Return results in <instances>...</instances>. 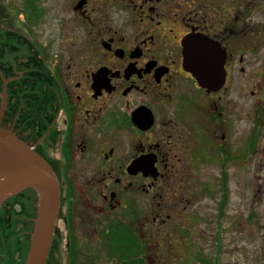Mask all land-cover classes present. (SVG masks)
Listing matches in <instances>:
<instances>
[{
  "label": "flooded vegetation",
  "instance_id": "af4514ba",
  "mask_svg": "<svg viewBox=\"0 0 264 264\" xmlns=\"http://www.w3.org/2000/svg\"><path fill=\"white\" fill-rule=\"evenodd\" d=\"M189 37L211 47L199 59L222 64L219 87L185 69ZM0 126L58 182L46 264L97 244L116 264L155 261L153 247L168 264H217L194 242L201 184L218 170L205 194L221 183L222 235L240 179L248 227L250 162L264 167V0H0ZM38 201L24 189L0 204V264L25 263Z\"/></svg>",
  "mask_w": 264,
  "mask_h": 264
},
{
  "label": "water",
  "instance_id": "95a60500",
  "mask_svg": "<svg viewBox=\"0 0 264 264\" xmlns=\"http://www.w3.org/2000/svg\"><path fill=\"white\" fill-rule=\"evenodd\" d=\"M199 47L201 49H199ZM211 50L189 37L183 43L184 67L208 90L219 87L224 78L222 64L211 68L209 59L198 56ZM38 194L37 219L25 264H46L60 205L58 182L49 165L32 148L0 126V204L24 189Z\"/></svg>",
  "mask_w": 264,
  "mask_h": 264
},
{
  "label": "rangeland",
  "instance_id": "374dc122",
  "mask_svg": "<svg viewBox=\"0 0 264 264\" xmlns=\"http://www.w3.org/2000/svg\"><path fill=\"white\" fill-rule=\"evenodd\" d=\"M254 165V166H253ZM212 169V168H211ZM214 176L208 170L207 174L203 175L206 182L201 184V200L200 204L203 203L202 208L200 207L201 214V223L199 225L198 236L194 238V242L200 247L202 256H204L205 261L208 263L210 261L216 260L217 264H260L259 260L255 257V254L258 249L257 245L260 244V239H258L259 234L262 232V225L264 223V200L262 206L260 207L258 197L261 195L258 194L257 187L263 185L264 182V167H258V162H250L249 169V181H248V207H249V225L248 227H240V219L235 213V209L239 208V202L236 197L237 193L242 190V185L240 179H232V183L229 185V189L232 192L231 203L228 206H231V217L233 221L232 230L229 234H222L218 232L219 230H224L226 225L225 218L219 219L223 212V208L219 207V196L221 195V183L215 179L210 181V184H214L215 191L212 189L209 191L211 193V198L205 194L208 180H211L217 176H220L218 170L213 171ZM205 189V190H204ZM216 197V205L214 204L213 197ZM195 206V205H194ZM258 208H262L258 210ZM258 210V213H256ZM255 212V213H252ZM255 217V220L253 218ZM217 217L216 221L213 219ZM81 221L79 222V225ZM215 223L217 225H215ZM58 226L61 227L62 224L59 221ZM261 229V230H260ZM218 232V233H217ZM221 235V237H220ZM217 237V242L215 239ZM215 243L217 248L221 253L217 254L213 251ZM220 245V246H219ZM223 246V247H222ZM82 250L85 252L83 255H80L73 264H116L111 261V258L103 250L101 244H97L95 247L91 248V251L88 246H82ZM221 248V249H220ZM153 251V256L155 261H149L146 264H168L170 261L167 260H158L157 249L158 247L151 248ZM61 251V260L57 261L56 264H68L65 259L64 250ZM255 251V252H254ZM82 252V251H80ZM248 258L246 259V257ZM189 264V262H185ZM262 264V263H261Z\"/></svg>",
  "mask_w": 264,
  "mask_h": 264
},
{
  "label": "trees",
  "instance_id": "16d2710c",
  "mask_svg": "<svg viewBox=\"0 0 264 264\" xmlns=\"http://www.w3.org/2000/svg\"><path fill=\"white\" fill-rule=\"evenodd\" d=\"M74 261L75 260H71V261L68 262V264H73ZM121 264H145V263H144L143 259L138 258L134 262H132V261H126V262H123Z\"/></svg>",
  "mask_w": 264,
  "mask_h": 264
}]
</instances>
